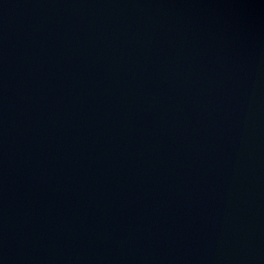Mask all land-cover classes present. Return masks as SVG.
Listing matches in <instances>:
<instances>
[{
	"label": "water",
	"instance_id": "water-1",
	"mask_svg": "<svg viewBox=\"0 0 264 264\" xmlns=\"http://www.w3.org/2000/svg\"><path fill=\"white\" fill-rule=\"evenodd\" d=\"M0 264H264V0H0Z\"/></svg>",
	"mask_w": 264,
	"mask_h": 264
}]
</instances>
